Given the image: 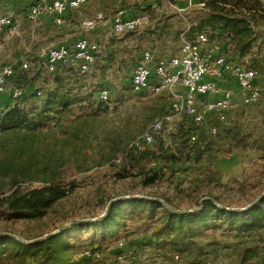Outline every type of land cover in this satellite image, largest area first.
<instances>
[{"label":"rangeland","instance_id":"rangeland-1","mask_svg":"<svg viewBox=\"0 0 264 264\" xmlns=\"http://www.w3.org/2000/svg\"><path fill=\"white\" fill-rule=\"evenodd\" d=\"M34 1L0 0V18L7 17L10 21L0 27V66L15 67V75L0 103V114L14 104L38 105L56 85L72 88V93L77 91L90 100L74 104L72 111L60 115L58 121L51 120L33 132L20 131L17 139L13 134L0 138V152L9 148L8 155L13 148L23 146V152L16 153L14 164L20 166L25 162L26 170L24 176L18 175L20 180L15 187L29 189L40 185L43 177L52 176L54 180L72 183L67 188L69 193L45 217L0 219V232L36 238L72 220L100 216L108 202L120 196L167 197L179 210H195L205 198L218 197L219 201L215 202L241 209L264 192L263 30L251 52L236 60L258 71L260 99L250 104L240 102L235 82L220 81L222 87L233 88L237 97V105L228 113L227 123L220 125V133L212 135L208 131L209 124L216 123L214 118L197 127L190 116H176L156 136L155 143L161 138L170 149L183 145L195 150L194 153L201 152V158L198 162L145 161L146 169L158 171L160 177L153 185L144 186L142 176L136 174L138 167L126 162L124 170L122 165L112 164V159L122 156L153 119L169 111L171 95L133 92L131 74L144 49L149 48L158 55L177 54L182 37L204 16L202 3L206 0H87L79 9L68 11L62 26L55 25L48 15H43L37 23L31 22L28 9ZM119 10H125L128 17L145 16L148 22L137 29L117 33L113 30V18ZM45 25L51 33L40 30ZM66 28L69 29L62 31ZM209 32L206 27L195 31L193 37L197 33L209 36ZM80 38L102 46L99 53L102 61L84 74L70 66H63L55 73L45 69L46 49L61 42L71 46ZM217 38L212 40L221 41L226 50L233 51L232 41ZM23 60L33 64L22 70ZM14 86L22 87L21 98L12 97ZM101 88L110 90L109 101L98 97ZM192 133L197 135L195 142L189 140ZM115 140L119 144L110 156ZM155 143L150 149L155 148ZM127 172L133 175L119 176ZM1 179L9 182V177ZM123 217L115 236L99 238L96 229L89 227L72 232L69 255L80 264H190L192 261L237 264L239 249L246 244H259L260 257L252 259L251 264H264L263 230L238 234L237 230L205 229L204 234L196 237L197 246L192 253L172 252L156 246L160 239L156 232L161 226L157 216L124 212ZM93 246L102 254L95 259L84 258L89 255H81V251ZM120 253L123 259H118ZM174 255H179V259H174Z\"/></svg>","mask_w":264,"mask_h":264},{"label":"trees","instance_id":"trees-1","mask_svg":"<svg viewBox=\"0 0 264 264\" xmlns=\"http://www.w3.org/2000/svg\"><path fill=\"white\" fill-rule=\"evenodd\" d=\"M203 3L204 16L196 21L187 35L193 38L195 31L198 32L208 27L211 39L226 37L233 42L232 52L225 49L231 59L237 60L248 55L257 42L261 30L264 31L262 26L264 25V2L262 0H206ZM60 68L62 67L59 66L53 73ZM22 84H26V81ZM72 92H74L72 88L56 85L55 88L47 91L38 105H11L0 114V138L13 134L17 139L20 131L33 132L41 126L48 125L51 120L58 121L60 115L72 111L74 104L90 100L87 96L83 98L77 91ZM118 144L119 141L115 140L110 156L114 155ZM155 144L154 149L148 147L145 150H138L129 147L122 156L114 157L112 164L122 165L124 170H126L127 163L132 167H138L139 171L136 174L142 176L143 185L151 186L160 175L154 169L147 170L143 165L145 161L152 163L198 162L201 158V152L194 153L195 150H188L183 145H178L176 150L170 149L164 145L161 138L158 142L156 140ZM22 147L21 145L13 148L11 155L6 154L9 148L2 150L3 153L0 152V179L9 177L8 183L3 179L0 180L1 220L42 219L51 208L64 199L69 193L67 188L72 186L71 182L63 183L54 180L52 176L43 177L40 185L29 189L15 187L20 180L18 175L24 176L26 170L25 162L20 166L14 164L16 153L23 152ZM117 159L120 160L117 161ZM131 175L133 173H119L120 177ZM7 185L9 187L6 188ZM210 198L219 201L218 197ZM162 199L173 206L169 198L162 197ZM124 212L130 215L139 212L151 217L157 216L161 226L156 232V236H160L156 246L163 251L192 253L194 247L197 246L196 237L204 234L205 229L237 230L240 232L238 234L261 230L264 232V197L254 204L252 202L244 210L226 209L217 205L212 199L206 198L200 204V208L183 212L174 211L156 199H119L111 204L103 218L94 222L73 223L68 228L42 240L24 242L13 235L0 234V264H80V261H74L69 255L72 247V243H69V235L76 230L81 231L89 227V229H96L99 238L115 236L124 219ZM156 236L154 235L155 238ZM259 249V244L257 246L244 245L239 249L237 264H251L252 259L260 257ZM195 262L192 261L190 264H198V261Z\"/></svg>","mask_w":264,"mask_h":264},{"label":"built area","instance_id":"built-area-1","mask_svg":"<svg viewBox=\"0 0 264 264\" xmlns=\"http://www.w3.org/2000/svg\"><path fill=\"white\" fill-rule=\"evenodd\" d=\"M86 2L87 0H36L28 9V19L37 23L43 15H48L53 18L55 25L62 26L66 23L68 11L79 9ZM147 22L145 16L128 17L125 10H119L113 18V30L117 33L134 30ZM9 23L10 21H1L0 27ZM100 51L102 46L98 43L80 38L71 46L59 45L46 49L43 64L50 72L56 71L59 66H70L84 74L102 61ZM32 64L30 60H23L20 67L27 70ZM14 75L15 67L0 66V103L3 102L6 87ZM257 75L258 71L253 66L231 59L223 43L212 40L206 33H197L193 38L184 35L178 53L170 56L155 54L149 48L144 49L131 74V90L135 93L152 94L168 92L171 103L169 111L161 119H153L143 134L131 142L130 147L138 150L150 147L156 135L161 134L166 125L181 114L190 116L197 127L214 118L216 123L209 124L208 131L212 135L219 134L220 125L227 123L228 113L237 105L236 91L231 87H222L220 81L235 82L240 102L250 104L257 102L262 94ZM22 95L23 89L14 86L12 97L20 98ZM98 97L109 101L110 90L101 88ZM196 139L195 133L189 137L190 142H195ZM101 254L102 251H96L94 246L81 251V255H89L92 259ZM123 256L120 253L118 259H123ZM179 257L174 255V259Z\"/></svg>","mask_w":264,"mask_h":264},{"label":"water","instance_id":"water-1","mask_svg":"<svg viewBox=\"0 0 264 264\" xmlns=\"http://www.w3.org/2000/svg\"><path fill=\"white\" fill-rule=\"evenodd\" d=\"M263 197H264V192H263L261 195H259V197H257V198L253 201V204L256 203V202H258V201H259L261 198H263ZM128 198H149V199H156V200L161 201L164 205H166L167 207H169L170 209H172V210H174V211H181V212H183V211H191V210H179V209L173 207L172 205L168 204L164 199H162V198H158V197H151V196H138V195H132V196H120V197H116V198L111 199V200L108 202V205H107V207H106L104 213L101 214L100 216H97V217H94V218H90V219H75V220H72V221H70L69 223L60 226V227H59L58 229H56L55 231L50 232V233H47V234H45V235H42L41 237H38V238H35V239H32V240H26L25 238H23V237H21V236H18V235L12 234V233H7V232H0V234H10V235H13V236H15L16 238H18V239H20V240H22V241H24V242H32V241L42 240V239L46 238L47 236H49V235H51V234L57 233L58 231H61V230H63V229L68 228V227L71 226L73 223H76V222H94V221H97V220L103 218V217L107 214V212H108V210H109L111 204H112L114 201L119 200V199H128ZM207 198L212 199V200L215 202V200H214L213 198H210V197H207ZM205 199H206V198H205ZM215 203H216L217 205L223 207V208L230 209V210H244V209H247V208L251 205V204H249L247 207H244V208H241V209H237V208H228V207H225L224 205L219 204V203H217V202H215ZM195 210H196V209H195Z\"/></svg>","mask_w":264,"mask_h":264},{"label":"crops","instance_id":"crops-1","mask_svg":"<svg viewBox=\"0 0 264 264\" xmlns=\"http://www.w3.org/2000/svg\"><path fill=\"white\" fill-rule=\"evenodd\" d=\"M36 1V0H35ZM34 1V2H35ZM10 2V1H9ZM8 2V3H9ZM42 18V17H41ZM52 18V17H51ZM52 20H53V18H52ZM47 25H45V27H43V26H41L40 28V30L43 32V33H45V34H49V33H51V31H50V29L49 28H47L46 27ZM47 28V29H46ZM69 28H66V29H64V30H62V31H67ZM59 45H66V44H64L63 42H61V43H59ZM59 45H57V46H59ZM50 48V47H49Z\"/></svg>","mask_w":264,"mask_h":264},{"label":"bare ground","instance_id":"bare-ground-1","mask_svg":"<svg viewBox=\"0 0 264 264\" xmlns=\"http://www.w3.org/2000/svg\"><path fill=\"white\" fill-rule=\"evenodd\" d=\"M1 21H8L7 17H1L0 18V22ZM155 119H161V117L155 118Z\"/></svg>","mask_w":264,"mask_h":264}]
</instances>
